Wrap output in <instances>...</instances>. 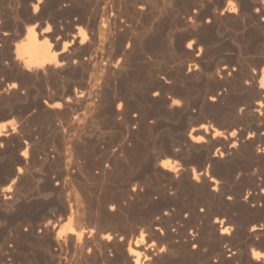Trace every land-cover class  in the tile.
I'll list each match as a JSON object with an SVG mask.
<instances>
[{
	"label": "bare ground",
	"instance_id": "bare-ground-1",
	"mask_svg": "<svg viewBox=\"0 0 264 264\" xmlns=\"http://www.w3.org/2000/svg\"><path fill=\"white\" fill-rule=\"evenodd\" d=\"M0 76V264H264V0H0Z\"/></svg>",
	"mask_w": 264,
	"mask_h": 264
},
{
	"label": "rangeland",
	"instance_id": "rangeland-1",
	"mask_svg": "<svg viewBox=\"0 0 264 264\" xmlns=\"http://www.w3.org/2000/svg\"><path fill=\"white\" fill-rule=\"evenodd\" d=\"M187 71V70H186ZM5 79V77H3V76H0V80H4ZM197 89V88H196ZM196 89H194V90H192V92H191V95H190V98H191V96H192V98H191V100L192 101H194L195 102V100H199L197 97L199 96V93L197 92L198 91V89L196 90ZM196 95V96H195ZM198 95V96H197ZM196 101V102H197ZM194 110L197 112L198 111V109H196V108H194ZM4 111H6V108L5 107H0V112H4ZM30 115V114H29ZM199 116H205V117H208L209 119H208V121L209 122H211V124H213V125H215V126H220V127H222V128H224V120H223V116H221L217 111H212V110H208V109H204V110H202L199 114H198ZM182 119V120H181ZM18 120L19 119H17V118H15V121H17L18 122ZM21 122H24L25 120H20ZM179 121V122H178ZM181 121V122H180ZM221 123V124H220ZM223 123V124H222ZM179 124H183V126L182 125H179ZM170 126H173V127H175V132H171V130H170V128H164V129H162L161 130V132H162V135L165 137V138H182V136H186L188 133H189V130L191 129L190 127L191 126H193L192 124H189V122H188V120L186 119L185 120V118L183 119V118H180L179 120H177L176 122L174 121L172 124H169ZM46 128H47V126L45 125V123H44V127H43V122H41V120L39 119H37V120H35V121H33L32 122V124H30V126H29V130L31 131L32 130V132H36L35 134H36V138H38V139H41V132L42 133H44L45 132V130H46ZM225 129V128H224ZM177 132V133H176ZM180 133H181V136H180ZM165 149V148H164ZM169 158H171V160H178V162L180 161V159H178V158H175V157H173L172 155L171 156H169ZM181 162V161H180ZM179 162V163H180ZM115 176H117V175H115ZM113 177V179L114 180H118L117 179V177H119V176H117V177ZM231 177V178H230ZM236 177H237V174L235 173L234 175L233 174H231L230 176L228 175V178L230 179V182L229 183H227V186H228V188H229V190L231 191V189H233L232 190V192L233 193H235V194H240L241 196H242V198L246 195V191L248 192L249 190V186H248V183H247V179H248V176H247V174H245V173H243L240 177L241 178H237L236 179ZM235 179V180H234ZM236 180H238V182L236 181ZM232 182V183H231ZM236 182V183H235ZM240 182V183H239ZM231 183V184H230ZM247 183V184H246ZM248 186V187H247ZM240 188V189H239ZM239 192V193H238ZM243 193V194H242ZM131 201V202H130ZM126 206L128 207V214H127V217L125 218V217H123V216H121L122 214H120V221H117L116 223H115V225L114 224H112V226L114 227V228H116V226H118L117 228H116V230L119 232V234H120V231H121V235H123L126 231H127V228L130 226V225H132V224H136V222H135V218L137 217V215L138 214H140L138 211H136V201L135 200H129V202H126ZM130 207V208H129ZM130 212H131V214H130ZM143 212H145V211H141V213H143ZM126 214V212L124 213V215ZM130 214V215H129ZM128 215H129V217H128ZM135 215V216H134ZM243 215H245V214H243ZM101 216V215H100ZM99 216V218H101ZM126 216V215H125ZM134 216V217H133ZM236 216H237V214H236ZM132 219H131V218ZM88 218V217H87ZM128 218V219H127ZM241 219H243V220H245L246 218H247V215H245V216H241L240 217ZM104 219V220H103ZM101 221H100V224H104V225H106L107 223H105L106 221H107V219H106V217L105 216H103L102 215V218L100 219ZM129 221H131V222H129ZM128 224H130V225H128ZM108 225H111V224H108ZM235 234V232L233 233V235ZM232 235V236H233ZM236 241V242H235ZM233 246L234 247H236L237 249H240V250H242V252H244V251H249V248H247L246 246H245V241L242 239V238H236L234 241H233ZM238 243V244H237ZM33 246L34 247H36V244L35 243H33ZM243 257V256H242ZM243 259H244V257H243Z\"/></svg>",
	"mask_w": 264,
	"mask_h": 264
}]
</instances>
